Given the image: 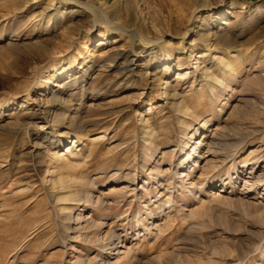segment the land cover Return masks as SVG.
<instances>
[{"label":"rangeland","instance_id":"1","mask_svg":"<svg viewBox=\"0 0 264 264\" xmlns=\"http://www.w3.org/2000/svg\"><path fill=\"white\" fill-rule=\"evenodd\" d=\"M94 2L0 0V264H264V0Z\"/></svg>","mask_w":264,"mask_h":264},{"label":"bare ground","instance_id":"2","mask_svg":"<svg viewBox=\"0 0 264 264\" xmlns=\"http://www.w3.org/2000/svg\"><path fill=\"white\" fill-rule=\"evenodd\" d=\"M64 1H66V0H64ZM67 1H69V0H67ZM62 3V2H61ZM77 3L78 4H82V5H84L85 7H87L88 9H92V10H94L93 9V5H94V3H96V2H94V0H87V1H81V0H77ZM119 3V0H115V2H114V4H113V6L114 5H117ZM103 5V4H102ZM95 6V5H94ZM91 10V11H92ZM97 12V11H96ZM92 13H94V12H92ZM115 13V12H114ZM114 13H112V14H114ZM95 14V13H94ZM104 14V13H103ZM111 14V13H110ZM107 17H109L108 15H107ZM113 17L114 18H116V16H112V19H113ZM110 22V21H109ZM112 25L113 26H115V27H120L121 25L120 24H118V23H112ZM93 27H95V24H93V26H91V28H89L86 32H88V31H92L93 29ZM213 34V33H212ZM202 35H204V34H200V36H202ZM213 37H215V41L216 42H219V41H222V42H226L227 40H228V37L227 36H225L223 33H218V32H216L215 34H213ZM209 39V33L205 36V39L204 40H208ZM160 44V43H159ZM227 46H230L229 44L227 45ZM131 50H133V47L131 48ZM239 55L238 54H235V57H238ZM241 56V55H240ZM166 58L168 59L169 58V54L167 53V55H166ZM131 62V60L128 58V56H124L123 57V66L121 67L123 70L124 69H126L127 68V64L128 63H130ZM208 73V72H207ZM28 92H29V89L27 88V91H26V93L28 94ZM57 100V98L55 99V101ZM196 150V147L195 146H193L192 147V149H191V151H195ZM208 150H211V148H209L208 147ZM197 153L198 154H200V150H198L197 151ZM115 247V246H114Z\"/></svg>","mask_w":264,"mask_h":264}]
</instances>
